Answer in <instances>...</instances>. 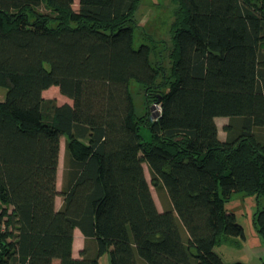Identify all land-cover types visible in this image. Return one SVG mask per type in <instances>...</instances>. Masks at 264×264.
I'll use <instances>...</instances> for the list:
<instances>
[{
	"label": "trees",
	"instance_id": "1",
	"mask_svg": "<svg viewBox=\"0 0 264 264\" xmlns=\"http://www.w3.org/2000/svg\"><path fill=\"white\" fill-rule=\"evenodd\" d=\"M74 2L0 0V264H242L214 248L245 236L232 193L264 196V0H171V43L138 47L141 0Z\"/></svg>",
	"mask_w": 264,
	"mask_h": 264
},
{
	"label": "rangeland",
	"instance_id": "2",
	"mask_svg": "<svg viewBox=\"0 0 264 264\" xmlns=\"http://www.w3.org/2000/svg\"><path fill=\"white\" fill-rule=\"evenodd\" d=\"M79 0H75L74 8H77ZM173 4L171 0H141L140 7L137 12V21L142 27L135 28L134 46L138 47L142 42L149 41L150 35L156 40H165L171 43V24L174 20ZM41 10H45L42 5ZM161 46V45H160ZM167 53V52H166ZM169 61L166 59V62ZM53 89L47 93V98H55L61 104L68 101V97L61 94L57 86H52ZM131 91L136 100L138 113L141 114L146 110V97L144 88L135 80L131 81ZM55 88V89H54ZM58 89V90H57ZM154 105V104H152ZM152 113L158 111L156 105ZM154 116V115H152ZM142 133L146 138L150 137L147 129L143 128ZM65 139V138H64ZM59 161L58 168V187L61 188L63 166H64V145ZM147 179L151 181L149 169L144 163ZM151 189L159 209H163L166 194L160 193L151 184ZM61 197L58 196L57 203H60ZM227 208L230 212H234L237 221L244 226L245 236H228L221 240L216 246L215 251L227 263L241 262L242 264H264V238L258 232L255 224V214L259 209L264 208V196L248 194L243 191L233 192L227 201ZM101 264H110V255L105 253L100 258Z\"/></svg>",
	"mask_w": 264,
	"mask_h": 264
},
{
	"label": "crops",
	"instance_id": "3",
	"mask_svg": "<svg viewBox=\"0 0 264 264\" xmlns=\"http://www.w3.org/2000/svg\"><path fill=\"white\" fill-rule=\"evenodd\" d=\"M52 89H53V87L51 86L50 88L44 90L43 91V96L45 98H47V93L50 90H52ZM6 94H7V87L0 86V101H3L5 99ZM66 102L72 103V99L68 98V101H66ZM215 120H216V123L218 125L219 138L221 140L226 139L227 132H226L224 126L227 123H229V120L230 119L228 117L218 116V117L215 118ZM64 138H65L64 136L61 137L60 157H61L63 145H64V148H65V139ZM64 154H65V149H64ZM59 161H60V158H59ZM57 198H56V206H57V208H59L62 205V199H61L60 203H57L58 202ZM84 249H85V252L88 253V254H95L97 252L96 241H95L94 238H91V237L87 238L82 233V231L80 230V228L76 227L74 229V242H73V255H74V257H81L82 256L81 255L82 254V251ZM53 264H60V260L59 259H55L53 261Z\"/></svg>",
	"mask_w": 264,
	"mask_h": 264
},
{
	"label": "water",
	"instance_id": "4",
	"mask_svg": "<svg viewBox=\"0 0 264 264\" xmlns=\"http://www.w3.org/2000/svg\"><path fill=\"white\" fill-rule=\"evenodd\" d=\"M156 108V104L152 105V109H155ZM153 115L154 116H158L159 113L157 111L153 112Z\"/></svg>",
	"mask_w": 264,
	"mask_h": 264
},
{
	"label": "built area",
	"instance_id": "5",
	"mask_svg": "<svg viewBox=\"0 0 264 264\" xmlns=\"http://www.w3.org/2000/svg\"><path fill=\"white\" fill-rule=\"evenodd\" d=\"M157 107H158V111H157V112L160 113V111H161V107L158 106V105H157Z\"/></svg>",
	"mask_w": 264,
	"mask_h": 264
}]
</instances>
